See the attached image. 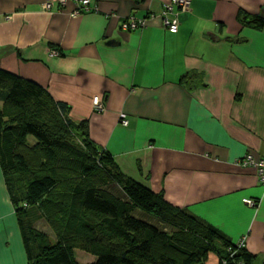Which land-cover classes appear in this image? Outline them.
I'll list each match as a JSON object with an SVG mask.
<instances>
[{
    "label": "crops",
    "instance_id": "0c3cea01",
    "mask_svg": "<svg viewBox=\"0 0 264 264\" xmlns=\"http://www.w3.org/2000/svg\"><path fill=\"white\" fill-rule=\"evenodd\" d=\"M171 1L91 0L72 17L77 0H0V69L68 104L124 174L264 264V186L243 164L264 160V27L243 21L264 19V0H193L167 14L175 34ZM129 18L145 25L124 30ZM192 71L194 91L180 83ZM0 264H28L1 167Z\"/></svg>",
    "mask_w": 264,
    "mask_h": 264
},
{
    "label": "trees",
    "instance_id": "16d2710c",
    "mask_svg": "<svg viewBox=\"0 0 264 264\" xmlns=\"http://www.w3.org/2000/svg\"><path fill=\"white\" fill-rule=\"evenodd\" d=\"M243 21L264 27L261 18ZM180 83L204 85L196 71ZM70 113L43 87L0 69V167L28 264H255L244 238L234 243L124 174L89 122Z\"/></svg>",
    "mask_w": 264,
    "mask_h": 264
},
{
    "label": "built area",
    "instance_id": "2783aa9c",
    "mask_svg": "<svg viewBox=\"0 0 264 264\" xmlns=\"http://www.w3.org/2000/svg\"><path fill=\"white\" fill-rule=\"evenodd\" d=\"M57 1V0H49V3L52 4V2ZM193 0H172L170 4H167L164 6L165 10L164 13L162 14L164 17V23L169 30V32L175 34L178 32V22L176 20H171L167 17L168 13H173L175 8H177L179 11H187L189 10L191 3ZM58 2H63V0H58ZM77 9L72 13V17L78 16L81 13H86L92 11L93 8H91V0H77ZM51 5L49 4V7ZM97 9H95L96 11ZM137 20H131L130 19V24H123V29L124 30H129V28L132 29H137V27L144 26L145 22H136ZM95 108L99 111H102V104L100 101L96 100L95 102ZM121 124L123 126L128 125V121L125 119L124 116L121 118ZM243 164L245 166H253L256 168L258 176H259V182L261 185L264 186V160L256 161L253 159L252 156L247 157ZM246 204L249 206H254V202L251 200H244Z\"/></svg>",
    "mask_w": 264,
    "mask_h": 264
},
{
    "label": "rangeland",
    "instance_id": "374dc122",
    "mask_svg": "<svg viewBox=\"0 0 264 264\" xmlns=\"http://www.w3.org/2000/svg\"><path fill=\"white\" fill-rule=\"evenodd\" d=\"M145 219H146V218H145ZM146 220H147V219H146ZM79 254H80V253H79V252H77V258H79V256H78ZM212 257H213V256H211V258H212ZM79 259H80V258H79Z\"/></svg>",
    "mask_w": 264,
    "mask_h": 264
}]
</instances>
